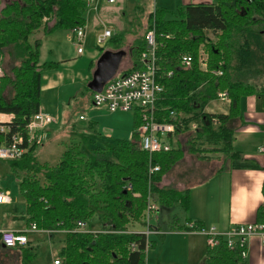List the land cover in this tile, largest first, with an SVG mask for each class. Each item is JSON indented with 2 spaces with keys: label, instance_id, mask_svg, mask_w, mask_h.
<instances>
[{
  "label": "trees",
  "instance_id": "obj_1",
  "mask_svg": "<svg viewBox=\"0 0 264 264\" xmlns=\"http://www.w3.org/2000/svg\"><path fill=\"white\" fill-rule=\"evenodd\" d=\"M85 10L83 0H2L0 112L13 119L9 132L0 133V145L13 133L27 139L25 127L40 107L41 74L57 66L39 64L40 41L32 36L41 27L49 34L83 26ZM168 13L157 8L147 14L143 34L128 47L131 66L126 72L140 68L137 60L146 48L145 35L154 30L156 80L163 87L155 104L156 121L168 122L170 112L176 113L177 137L187 134L188 151L202 160L219 156L229 159L233 169L258 168L240 159L233 142L236 120L241 119V100L256 94L264 84V0H213L179 7L171 13L173 18ZM123 38L120 34L113 43ZM203 55L205 69L201 67ZM183 56L191 58L187 68L181 64ZM219 93L227 97V113H206L205 108L219 99ZM132 117L136 129L141 123L137 109ZM132 137L133 142H108L92 149L90 155L79 146L69 147L54 165L39 162L35 146L19 160L8 161L24 199V209L15 208L11 221L65 231L58 243L61 264H145L146 251L154 242L143 232H129L128 226L143 218L148 194L160 207L178 206L186 212L189 189L160 185L164 174L184 155L180 140L176 148L150 158L137 148L134 132ZM149 166L158 171L149 175ZM261 192L264 197V181ZM94 218L101 231L112 233L73 231L78 221H87L93 228ZM256 218L264 224V205ZM0 227L7 228V220ZM32 248L29 243L18 249L19 264L32 262L36 255ZM203 264H245V260L238 249L231 251L221 241L216 249L207 251Z\"/></svg>",
  "mask_w": 264,
  "mask_h": 264
},
{
  "label": "crops",
  "instance_id": "obj_2",
  "mask_svg": "<svg viewBox=\"0 0 264 264\" xmlns=\"http://www.w3.org/2000/svg\"><path fill=\"white\" fill-rule=\"evenodd\" d=\"M130 1L132 0H114L113 3H108L107 0H100L95 11L85 10L84 25L87 28L86 46L90 44V46L100 49L95 42V37L100 33L102 28H107L111 30L112 36L102 45L105 46L103 52L105 50L113 51L115 49L114 47L118 46L120 42L114 43L116 46L108 42L113 43L116 40V36L120 34H123L125 37L128 34H137V32L143 30L145 27V17L149 12L157 8H163L171 12L176 11L179 7H185L190 4H211L213 2V0H153L151 10H148L151 0H135L134 4H131ZM140 16L143 17V20L136 22L135 19ZM59 30L63 29L54 30L52 33L45 34L43 27H41L38 33L32 36V40L37 39L40 41V65L48 62L46 60L49 57L57 64H60V62L69 64L71 62V59L61 55L60 49L55 50L54 48L49 50L46 59H42L43 40L45 36L52 35ZM68 31L71 34L72 45L76 48L73 43V33L71 30ZM137 35L140 34L138 33ZM134 42L135 40L127 46H133ZM65 46H70L69 41L65 43ZM128 47L126 48L128 49ZM102 53L93 52L91 54V57L95 61L90 62L88 76L84 78L86 85L89 83V78L95 70L96 61ZM77 55L81 57V54ZM128 69H130V65L119 73H127L126 71ZM58 77H60V74H58ZM55 86L56 82L54 80L48 77L44 78V85L40 87V111L47 112L41 102L42 94L44 91L53 89ZM259 86L261 88L259 91H256V94L241 100V119L236 120L238 123L234 129L233 142V148L239 152L240 159L243 161H251L258 168L233 169L230 166L229 159L213 156V158L202 160L197 157L186 160V163L192 168L198 166L200 168V174H197L194 171L195 169L189 168L190 173L186 177L187 180L197 183H192L187 187H180L181 184H171L167 176L166 178L164 177L160 182L162 187H169L177 189L178 191L189 189V207L186 212L183 211L185 214L184 223H176L173 226L174 228L169 225L163 231L161 228H152V232L156 233L158 239L157 241L151 240L149 235L148 238L154 242V246L151 249H147L145 264H203L208 251L205 236L198 232L189 231L186 227L188 223L201 224L203 227L213 226L218 231H226L232 225L256 222L257 210L260 206L264 205V197L261 192L264 181V153L258 152L259 147L264 146V84ZM90 100L92 103V95ZM96 108L98 109L92 113V118H98L101 115L100 111L108 112L105 107ZM227 111L228 101H221L220 99L210 102L205 108V112L209 114H226ZM96 125V123L91 122L88 130L98 134ZM126 131L125 135H120L114 129H111L107 132L112 137H107L108 139L120 140L118 142H133L132 134L130 133L127 136L128 132ZM206 161L213 163L202 166L201 163ZM215 163H217V166ZM92 223L98 227L94 228V231L102 230L96 218H94ZM136 224L129 225L128 231L143 232L144 230L137 228L135 226ZM44 235H46V239L52 249L54 248V242L62 240L63 238V233ZM55 236L56 238L54 239L53 237ZM29 242L32 244L31 238H29ZM53 250L57 255L59 249L54 248ZM55 258L56 256L53 257L52 261ZM245 264H264V242L259 237H252L249 240L248 256L245 259Z\"/></svg>",
  "mask_w": 264,
  "mask_h": 264
},
{
  "label": "rangeland",
  "instance_id": "obj_3",
  "mask_svg": "<svg viewBox=\"0 0 264 264\" xmlns=\"http://www.w3.org/2000/svg\"><path fill=\"white\" fill-rule=\"evenodd\" d=\"M130 3L134 4L135 0L130 1ZM152 3L153 0L150 1L148 10H151ZM173 12L174 11H171L167 14L169 18H173L171 14ZM143 31L144 29L137 32V34L139 33L140 35H126L122 39V42H116L119 43L118 46L113 43V45L116 46L114 48H117L118 50L125 49L133 40H137L138 37L140 38ZM208 38L213 40L210 33H208ZM67 41L70 43L69 47L65 46ZM51 48H54L55 50L60 49L61 55L71 59V62L69 64L63 62L57 64L51 60V57H49L46 61L56 63L58 67L55 66L51 70H45L41 74V85H44L45 77H48L56 82V86L53 89L46 92L44 91L41 102L47 110L46 113L54 118L57 117V121L43 132L42 140L35 148L37 160L41 163L46 162L50 165H54L58 162L62 152L72 146H79L81 151H83L86 155H90V153H92V149L103 147L108 142L122 143L118 142L120 140H114L113 138L108 139L107 136H111V134L107 131H110L111 129H114L120 135H125V131L127 130V136H129L130 133L133 136V132L135 130L133 126V112L106 113L100 111L101 115L98 118H92V113L98 108L94 107L91 103V94L86 92L84 78L88 76L90 62L95 61L94 58L91 57V54L93 52L102 53L105 46H99L100 49H98L97 47L90 46V44L89 46H86L85 44L83 53L81 54V57H79L77 55L76 48L72 45L70 32L68 30H59L54 32L52 35L45 36L43 40L42 59L47 58L48 52ZM113 51H115V49ZM124 51L126 52V58L122 59L119 72L124 71L123 69H126L128 65L131 66L129 56L130 51L127 48ZM4 67L7 69L9 68L7 63L4 64ZM58 74H60V77H58ZM81 116L84 120L80 119ZM91 122L97 124L98 134L88 130ZM176 139L177 142L180 140L183 144L182 148L184 150V155L167 171V173L164 174L162 179L167 176V179L171 184H181L180 187H187L192 183L197 182L187 180L186 177L190 173L189 168L192 167L186 163V160L190 158H197V156L195 154H190L188 151L187 134L176 137ZM212 163L213 162L209 163V161H206L202 162L201 165H211ZM215 165L217 166V163H215ZM192 169H195L194 171L197 174H200L199 166L193 167ZM0 188L2 190H8L9 197L11 199V203L9 205H0V222L7 220V228L10 229L25 228L22 221H11L10 215L13 213L15 208L20 211L24 209V199L19 191V186L15 176L10 172L9 163L1 160ZM155 205L157 209L148 216V221H146V219H142L135 225L137 228L143 229V232H145L147 228H150L151 231L152 228H161L163 231L169 227V225L173 227L176 223L185 222V214L181 207L175 206L164 208L160 207L157 202H155ZM92 222L93 220H91V224L94 227L91 228H98ZM28 238H31L32 246L34 247L32 249L36 253L30 264H49L54 256L57 257L53 249H59L58 240L54 242V248L52 249L50 243L46 239V235L44 234H30L28 235ZM53 238L55 239L56 236ZM150 238L154 241H157L158 239L155 232H151ZM19 262L20 252L17 249H5L0 247V264H19Z\"/></svg>",
  "mask_w": 264,
  "mask_h": 264
},
{
  "label": "built area",
  "instance_id": "obj_4",
  "mask_svg": "<svg viewBox=\"0 0 264 264\" xmlns=\"http://www.w3.org/2000/svg\"><path fill=\"white\" fill-rule=\"evenodd\" d=\"M86 11L96 10L100 0H83ZM108 3H113L114 0H107ZM2 0H0L1 8ZM73 43L76 47L77 54H82L86 42L87 28L85 25L72 29ZM112 32L110 29L102 28L100 33L95 37V42L98 46L104 45ZM146 48L138 58L139 69L132 70L124 74H117L112 79L107 81L100 92H93L92 103L95 107H105L108 112H133L135 109L139 111L141 123L134 130L136 135L135 142L139 150L148 154L151 158L154 154L169 152L177 147L178 136L176 134V113L170 112L168 122L156 121L155 104L159 94L163 91V87L156 80L157 73V57H156V40L154 30H150L145 35ZM206 57L203 55L201 67L206 68ZM181 64L187 68L191 64L189 56H183ZM220 74V73H218ZM3 75L2 61L0 59V80ZM221 101H227V97L223 93H219ZM13 115L0 112V133L9 132L8 124L11 123ZM81 120L84 118L81 116ZM57 121L45 112L38 111L31 116L28 124L25 127L27 139L19 133L10 135L8 142L0 145V160L15 161L19 160L35 146L37 147L43 137V132ZM182 126V124H181ZM195 128V124L191 125V129ZM259 153H264V146L259 147ZM158 167L149 166V175L157 172ZM11 199L8 190H0V205H9ZM157 209L154 197L148 194L147 207L144 211L143 218L148 221L149 215ZM141 219V220H142ZM186 227L189 231H194L205 236L206 246L208 250L216 249L221 241L225 242L226 247L233 251L239 250V256L245 260L248 256V242L252 237H259L264 242V224L248 223L232 225L226 231H218L215 227H199L197 224L188 223ZM78 233H97L112 231H94L90 228L87 221H78L73 229ZM150 228L143 233L149 237L151 234ZM52 234L65 233V231H48L36 228L34 224L29 227L10 229L0 227V245L5 249H20L28 245L30 234ZM52 264H61V261L56 257Z\"/></svg>",
  "mask_w": 264,
  "mask_h": 264
},
{
  "label": "water",
  "instance_id": "obj_5",
  "mask_svg": "<svg viewBox=\"0 0 264 264\" xmlns=\"http://www.w3.org/2000/svg\"><path fill=\"white\" fill-rule=\"evenodd\" d=\"M125 57L126 52L124 50L104 51L96 62L87 88L91 92H100L107 81L119 74L120 64Z\"/></svg>",
  "mask_w": 264,
  "mask_h": 264
}]
</instances>
